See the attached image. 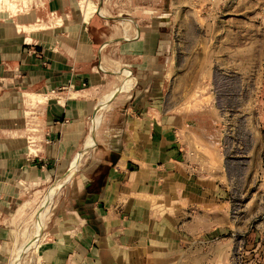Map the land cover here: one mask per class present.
Returning <instances> with one entry per match:
<instances>
[{
    "label": "crops",
    "instance_id": "0c3cea01",
    "mask_svg": "<svg viewBox=\"0 0 264 264\" xmlns=\"http://www.w3.org/2000/svg\"><path fill=\"white\" fill-rule=\"evenodd\" d=\"M70 2L47 0L50 15H65L47 32L0 35V102L14 99L18 119L30 103L38 111L40 130L31 147L21 127L7 130L1 146L13 152L0 160V181L6 185L45 176L52 171L44 167L47 160L55 172L65 174L90 131L95 146L93 134L105 107V102L96 105L103 81H121L118 91L106 95L108 101L128 90L133 74L140 85L100 134L96 160L69 186L67 191L79 193L78 199L69 200L73 208L56 217L45 262L214 264L225 253L231 221L224 204L214 201L217 186L201 171L203 156L187 129L197 121L180 113L183 96L190 93L184 87L191 88L200 77L192 48L194 32L203 26L196 12L195 22L182 10L196 9L197 0H179V67L166 10L159 23L142 21L146 15L132 16L116 27L101 7L83 22L82 9L72 24ZM184 53L188 56L180 62ZM169 80L179 88V105L172 108L164 103ZM20 142L26 146L14 149Z\"/></svg>",
    "mask_w": 264,
    "mask_h": 264
},
{
    "label": "rangeland",
    "instance_id": "374dc122",
    "mask_svg": "<svg viewBox=\"0 0 264 264\" xmlns=\"http://www.w3.org/2000/svg\"><path fill=\"white\" fill-rule=\"evenodd\" d=\"M86 1L97 9L101 7L102 14L116 27L128 22L132 16L146 15L142 21L159 23V14L166 10L167 21L173 25L169 41L174 44L179 67V29L176 28L179 0H71L74 11L68 22L75 24ZM195 7L182 10L195 22L193 11L196 12L195 17L203 26L194 32L197 40L193 41L192 48V56L197 61L194 70H198L200 77L192 81L191 88L184 87L190 93L184 94L180 113L197 121L193 128L187 129L194 135L198 144L196 149L203 156L201 171L217 186L214 201L224 204L223 211L231 221L232 235L225 253L217 255L214 264H264V0H197ZM50 14L47 0H0V35L15 32L24 35L21 30H37L31 34L47 32V28L60 24L61 17L65 16ZM187 56L184 53L180 62ZM130 81L127 91L117 92L108 101L106 95L118 91L121 81L116 78L103 81L105 84L97 93L96 105L105 102V107L93 134L95 146L92 141L90 154L81 160L77 172L70 175L53 197L49 195L50 188L64 176L61 175L64 170L55 172L48 160L44 167H52V171L45 176L14 182L6 179V185L0 181V264H46L43 253L53 237L56 217L59 212H65V208L72 209V202L78 199L79 193L70 194L67 190L96 160L100 134L113 116L121 115L120 109L128 96L139 87L133 74ZM173 82L169 80L165 88L164 103L168 108L179 105V88L174 87ZM14 102L11 97L0 102L2 161L7 152L1 142L10 134L7 130L21 127L23 140L28 141L29 147L40 135L37 109L32 111L30 103H25L22 119H18ZM94 113L95 108L86 120L80 141ZM24 142L15 145L14 149L26 146ZM42 143L46 144L45 141ZM78 145L72 148L70 155L79 148ZM65 198L68 199L66 202Z\"/></svg>",
    "mask_w": 264,
    "mask_h": 264
},
{
    "label": "bare ground",
    "instance_id": "6f19581e",
    "mask_svg": "<svg viewBox=\"0 0 264 264\" xmlns=\"http://www.w3.org/2000/svg\"><path fill=\"white\" fill-rule=\"evenodd\" d=\"M86 6H85V10H84V21L83 22H86L91 14L94 12V11H98V9L92 5H90V3H88V1H86ZM129 82V81H128ZM127 82V83H128ZM127 86H129V83L127 84ZM91 132V131H90ZM92 142V134H89L86 138V140L83 142V145L81 147V150L75 155V157L72 159V162H71V166L70 168L68 169V171L64 174V176L61 178V179H57L55 181V183L51 186L50 188V196L53 197V193L56 192V190L58 188H60L62 185H64L70 178V175L71 173H73L74 171H76L79 163L81 162V159L85 156H87L89 154V147H90V144ZM57 193V192H56ZM53 195V196H52ZM56 195V194H55ZM51 199V198H50ZM52 200V199H51ZM48 202V201H47ZM50 203V202H49ZM47 206V205H46ZM45 208V207H44ZM39 225V224H38ZM38 227V226H37ZM40 228V227H39ZM38 228V229H39ZM27 244V243H26ZM29 245V244H28ZM24 246V245H23ZM22 246V247H23ZM21 247V248H22ZM24 249V248H23ZM20 254V253H19Z\"/></svg>",
    "mask_w": 264,
    "mask_h": 264
}]
</instances>
